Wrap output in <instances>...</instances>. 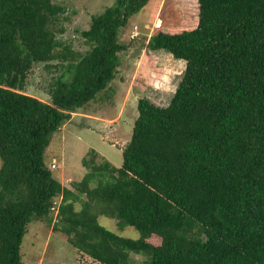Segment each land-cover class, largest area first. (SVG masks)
Here are the masks:
<instances>
[{
    "label": "trees",
    "instance_id": "1",
    "mask_svg": "<svg viewBox=\"0 0 264 264\" xmlns=\"http://www.w3.org/2000/svg\"><path fill=\"white\" fill-rule=\"evenodd\" d=\"M149 1L92 15L82 54L57 40L52 0H0V264H21L31 221L98 264H264V0H197L194 29L149 37L145 50L185 66L166 107L138 100L121 167L92 151L68 189L45 161L52 135L114 79L119 35ZM54 61L50 102L25 95L32 68Z\"/></svg>",
    "mask_w": 264,
    "mask_h": 264
},
{
    "label": "rangeland",
    "instance_id": "2",
    "mask_svg": "<svg viewBox=\"0 0 264 264\" xmlns=\"http://www.w3.org/2000/svg\"><path fill=\"white\" fill-rule=\"evenodd\" d=\"M52 2L64 9L55 25L56 31L62 30L56 34L57 40L83 54L88 47L81 32L89 28L92 15L101 14L115 0ZM197 14V0H150L129 19L119 35V42L127 46V51L119 54L120 64L114 79L94 101L73 113L51 137L45 161L54 178L63 182L64 187L71 189L72 183L82 180L87 172L82 160L92 151L97 155V162L102 159L115 168L121 167L122 150L131 138L138 100L146 98L156 106L166 107L185 66L167 53L153 55L143 47L157 32L173 34L194 29ZM132 35L135 36L131 38ZM55 64L56 61L50 62V66L35 65L27 77L24 94L49 103L52 79L60 74V70L53 67ZM53 161L55 169L51 168ZM79 208L76 203L75 209ZM98 223L120 237L140 238L139 232L132 227L118 229L113 219L100 216ZM68 240L66 235L54 231L52 224L31 221L20 245L21 264H98L78 253ZM130 258V264H144L145 261L141 255L132 254Z\"/></svg>",
    "mask_w": 264,
    "mask_h": 264
},
{
    "label": "built area",
    "instance_id": "3",
    "mask_svg": "<svg viewBox=\"0 0 264 264\" xmlns=\"http://www.w3.org/2000/svg\"><path fill=\"white\" fill-rule=\"evenodd\" d=\"M135 35H132L131 36V38H133ZM51 168L52 169H55L56 168V163L53 161V163H52V166H51ZM58 200L57 201H55L54 202V207L51 209V211H52V213H53V217H54V213H56L57 212V206H58ZM55 217H56V215H55ZM54 217V218H55Z\"/></svg>",
    "mask_w": 264,
    "mask_h": 264
},
{
    "label": "crops",
    "instance_id": "4",
    "mask_svg": "<svg viewBox=\"0 0 264 264\" xmlns=\"http://www.w3.org/2000/svg\"><path fill=\"white\" fill-rule=\"evenodd\" d=\"M144 51H145V49H144ZM149 53H151V54H153V55H156V54H159V53H164V52H161V51H158V52H150L149 51ZM170 56V55H169ZM52 160H54V159H52ZM52 160H51V162H52ZM63 175V174H62ZM60 184L64 187V185H63V182H60ZM80 253V252H79ZM80 254H82V253H80Z\"/></svg>",
    "mask_w": 264,
    "mask_h": 264
}]
</instances>
